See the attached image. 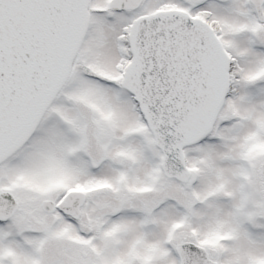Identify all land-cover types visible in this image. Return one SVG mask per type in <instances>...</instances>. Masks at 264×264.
Masks as SVG:
<instances>
[{"label":"snow or ice","instance_id":"snow-or-ice-1","mask_svg":"<svg viewBox=\"0 0 264 264\" xmlns=\"http://www.w3.org/2000/svg\"><path fill=\"white\" fill-rule=\"evenodd\" d=\"M0 264H264V0H0Z\"/></svg>","mask_w":264,"mask_h":264}]
</instances>
